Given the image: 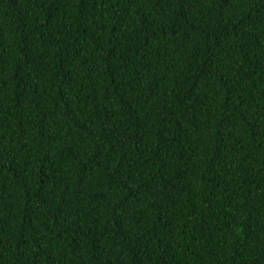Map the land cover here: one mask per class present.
I'll return each instance as SVG.
<instances>
[{
    "label": "trees",
    "instance_id": "1",
    "mask_svg": "<svg viewBox=\"0 0 264 264\" xmlns=\"http://www.w3.org/2000/svg\"><path fill=\"white\" fill-rule=\"evenodd\" d=\"M0 264H264V0H0Z\"/></svg>",
    "mask_w": 264,
    "mask_h": 264
}]
</instances>
